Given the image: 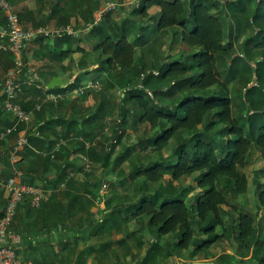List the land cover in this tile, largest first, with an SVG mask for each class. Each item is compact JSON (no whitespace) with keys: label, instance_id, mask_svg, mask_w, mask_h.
<instances>
[{"label":"trees","instance_id":"obj_1","mask_svg":"<svg viewBox=\"0 0 264 264\" xmlns=\"http://www.w3.org/2000/svg\"><path fill=\"white\" fill-rule=\"evenodd\" d=\"M153 6L159 11L150 15L148 10ZM147 18L154 21L152 26L145 21ZM102 21L92 29L106 34L95 49L104 48L112 54L102 61L101 71L111 72L116 64L128 67L134 59L135 48L143 47L152 52V37H155L154 43L163 32L173 31L174 40L196 49L182 53L181 59L176 57L166 63L167 56L158 58L151 69L140 61L138 77H142L140 84L143 86L121 81L125 90H122L124 96L119 95L118 104L106 93L112 85L113 74L109 73L105 79H94L101 81L103 87L97 91L99 100L92 112L79 117L38 119L27 132L28 143L20 152L21 160L15 167L23 171L26 183L50 190V196L36 207L31 204V196L26 195L18 203L10 230L19 234L23 242L29 238L33 242L40 236L20 227L32 230L30 219L36 222L41 219L47 232L42 238L47 241L49 230L59 225L63 227L74 207L83 209L84 202L86 207L88 204L94 206L102 178L90 179L94 172L87 173L89 177L85 179L92 180V188L82 192L75 185L76 177L70 174L75 167L74 158L88 156L103 170L120 167L128 159L130 148L121 156H114V153L125 135L124 125L133 114L138 115V123L149 122L160 129L142 142L140 148L146 151L152 146L161 155L149 165L151 168L134 167L131 179L144 176L145 185L134 203L124 202L126 216L122 217L121 208L116 210L109 200L105 210H100L105 214L101 219L95 217L96 213L91 214L92 237L103 233L104 228L118 231L130 218L149 216L147 226L155 237L174 234L177 241L168 240L167 250L157 239L149 242L143 264H154L165 251L173 256L177 250L190 247L189 261L192 262L197 254L223 240L237 244L239 262L248 264L246 258L252 253L254 264H264V239L259 238L254 217L237 211L236 206H231L230 212L223 207L230 205V198L236 199L248 191L250 182L243 168L252 163L254 151H260L264 159V0H227L226 3L219 0H138L116 29ZM134 35L136 39L129 40L128 37ZM81 85L75 79L74 83L53 91L66 96ZM162 94L170 95L171 102L163 103ZM34 104L32 102L31 107ZM21 108L30 110L25 106ZM116 108H119L115 117L117 123L108 134L105 119L115 115ZM34 110L37 115L41 112L36 105ZM6 123L12 126L14 121ZM21 129L23 126L19 125L8 138L0 141V147H6L0 156L3 178L13 176L10 155L14 144L9 146L8 143L9 139L16 142ZM60 139L67 144L55 151ZM96 140L95 145L86 147L87 142ZM170 145L173 150L164 156L163 149ZM42 151L48 155L43 156ZM53 168L56 174L50 177L48 172ZM262 171L264 168L253 172L252 184L259 206L264 208V180L259 176ZM120 173L126 172L121 170ZM165 174H171L172 180L151 191L147 183L160 182ZM191 175H195L201 191L194 196L195 203L188 205L183 196L193 188H179L175 181ZM4 194L0 189V217L4 215L8 200ZM110 207L113 210L106 212ZM234 210L238 212L235 217L231 214ZM94 250L91 246L78 254L83 256ZM234 257L235 254L223 253L214 262L234 264Z\"/></svg>","mask_w":264,"mask_h":264},{"label":"crops","instance_id":"obj_2","mask_svg":"<svg viewBox=\"0 0 264 264\" xmlns=\"http://www.w3.org/2000/svg\"><path fill=\"white\" fill-rule=\"evenodd\" d=\"M8 1L11 4V9L18 14L21 26L24 29H34L40 26H48L50 28L73 26L76 29L75 35L65 34L56 38L44 36L37 37L26 42L19 53L0 52V78L4 77L11 68L16 70V78L21 82L22 90L17 94L15 102L22 107L25 106L27 109H30L27 111L30 114L29 122L25 125L21 124L23 126L22 132H26V134L28 130L32 128L33 124L37 123L38 119L47 121L50 118H54L55 120L62 116L79 117L83 116L84 113H90L94 110L99 100L97 92L87 93L81 96L72 92L68 93L63 98L58 99H52L49 97V95L56 94L53 90L66 87L68 84L74 83L75 79H78L80 84L83 85L91 79H105L109 73H112V85L109 91L111 97H113L118 104L120 98L119 95L121 94L124 96V93H121V91L125 90L122 88L123 86L120 85L121 81L125 82L127 85L138 83L139 86H143L140 84L142 77H138V63L140 61L147 64L151 69L154 65L153 62L163 56L168 57V60H166L165 63L173 60H170V58L175 59L176 57H179L181 59L180 55L182 54V50L176 54L167 53L165 55L157 48L155 51L153 48V51L151 52L145 51V48L143 49V47H138L134 49L137 59L134 56V59L128 67L124 68L123 65L116 64V69L111 72L99 70L102 61L112 54V51H105L104 48L95 49L96 44L100 42L102 36L103 38L106 36V34L101 32L100 29L92 30L99 24V22H101V20L94 25L91 30L87 32H83L82 30L88 24L93 22L97 12L103 5L110 1L118 2L120 3V6L110 12V14L104 16L103 21L107 25L113 26L114 28L117 27L116 25L121 24L122 19L127 16V12L136 7L138 0ZM158 11L159 8L156 6H153L148 10L150 15H154ZM145 21L149 23L150 20L147 18ZM153 22H150L149 24H152ZM5 25L6 12L0 9V29ZM165 34L167 35V33L163 32L160 37L162 38ZM128 38L132 41L133 39H136V36L134 35ZM154 40L155 37H152L151 41ZM6 42H8V40H6ZM180 43L182 44V42ZM187 48L189 47L186 45V49ZM16 61L21 62V65L18 68H16ZM164 88H162V90ZM106 93L110 96L107 91ZM160 99L163 100V103H169L171 102L172 97L170 95L162 94ZM4 100V92L0 86V121H2L3 126H7L6 121H15V118H12L13 116L10 115V113L4 111ZM59 100L61 102L60 107V102L56 104ZM32 102H35L34 106L36 105L37 109L41 108L40 114L37 115L34 112V106L31 107ZM118 109L119 108H116V111L114 112L115 115L112 114V116H109L114 118L115 123H117L115 117L118 116ZM136 113L137 112H135V114ZM136 116L137 115L133 114L129 116L126 125H124L125 135L116 148L119 151L114 153V156H121L124 154L126 148H130L128 159L121 164V167H125V169H134L136 166H139L142 169L147 168L156 160L152 159V162H145V159L138 161L140 157L139 152L141 149V143H144L145 140L151 138L160 129L152 127L149 122L138 123L136 121ZM108 118L105 119V123H107L106 120H108ZM36 130L37 129H35L34 132H36ZM139 130H143L142 134H138ZM9 141V146L13 144L15 146V140L9 139ZM14 146L10 155V161L14 169L13 176L15 175V177L19 179V176L21 175V180L24 181L23 171L15 167L16 163L21 160L20 152L22 149H20L21 151L13 157ZM150 147L152 150V146ZM5 149L6 147L4 146L0 147V156L4 154L3 152H5ZM170 150H173L172 145ZM165 156H167V154H165ZM74 159L76 163L74 170H72L71 173L74 172V176L76 177L75 185L77 188H80L82 192L86 193V189L89 188V190H91L90 187L92 188V180L85 179L89 177V175L83 171L81 155ZM98 165L99 164L95 165L96 167L93 173V178L90 177V179L99 178V175L105 174V170ZM151 167L152 165L148 168ZM119 169L120 168H118V170ZM17 173L19 175H17ZM126 173H128L127 177L122 178L121 180H118L115 176L113 179L108 180L111 183L109 196L107 195L106 197V201L109 200L112 205L118 206L114 207L116 210L121 208L120 214H122V217L126 216V207L123 205L124 202L132 203L136 201L144 190L142 187L143 184L145 185L144 179L142 182L138 179L133 180L130 177V171ZM55 174L56 170L54 168L48 172L50 177H54ZM167 179L169 181L172 180L171 174H169ZM179 180L175 181L176 185L179 183ZM83 198L85 199V197ZM105 204L107 205V203ZM0 209H2L1 205ZM99 209H101V207L97 203L92 207L88 204L86 207L85 202L83 209L74 207L72 212H70L71 215L68 218V222L63 227L59 225L58 227L49 230L47 241L42 238V236H47V232L44 229L45 227H42L41 219L38 222L34 219H30L32 230H26L24 227H20V229H24L25 231L31 234L34 233L40 237H38V240H33V242L31 238L27 239L26 242H23L21 239L19 248L21 258L24 260H30L33 264H143V257L148 250L147 244L149 245L147 239L143 238V235H147L145 234V230H149V227L147 226L149 216H143L141 218L145 222L144 228H135L137 226L136 219H139L136 218L133 219L134 227L131 230H127L124 227L126 225L122 226L118 231H108L104 228L103 233L100 232L98 236L92 237L93 216L91 214L96 213L95 217L98 216L101 219L103 214H100ZM111 210H113V207L107 208L106 212H110ZM120 214H118V217H120ZM53 220L57 222L58 218L53 217ZM129 224L130 222L127 225ZM141 229L143 230L141 231ZM135 231L139 232H137L136 235H132ZM31 234L30 236H32ZM131 236L132 238H130ZM48 240L51 241L48 242ZM91 246L95 247L93 252H86L87 254H84L83 256L78 254V252L85 251ZM159 258L160 255L154 264L159 263ZM180 262L182 261L180 260L177 264Z\"/></svg>","mask_w":264,"mask_h":264},{"label":"built area","instance_id":"obj_3","mask_svg":"<svg viewBox=\"0 0 264 264\" xmlns=\"http://www.w3.org/2000/svg\"><path fill=\"white\" fill-rule=\"evenodd\" d=\"M222 3H226L227 0H219ZM120 3L115 1L107 2L97 12L95 19L92 23L88 24L82 31L87 32L96 25L104 16L114 11L119 7ZM0 9L6 12V25L0 29V52L19 53L26 42L31 41L37 37H50L56 38L65 34L75 35L76 29L73 26H61L57 28H50L48 26H40L34 29H24L21 26L20 19L17 13L11 9V4L8 0H0ZM5 40V42H4ZM8 40V42H6ZM21 65L20 61H16V68ZM0 86L4 92L5 104L4 111L10 113L12 118H15L12 126H3L0 121V141L8 138L19 125H25L29 122L30 114L21 108L15 100L17 94L22 90V84L16 78V70L11 68L4 77L0 78ZM102 89V83L97 80H89L87 84H83L75 88L72 92L78 95H84L87 91H100ZM70 92V93H72ZM65 94L49 95L52 99L63 98ZM113 117H109L106 123V132L109 134L111 127L115 124ZM113 122V123H112ZM36 135L38 131L34 132ZM119 133L121 131L119 130ZM82 139V138H81ZM100 138H97L99 140ZM95 142H87L86 147L95 145ZM116 142V140H113ZM111 142V141H110ZM28 143V137L26 132H22V129L18 131V137L15 142L13 157L23 149ZM67 141L64 139L58 140L56 143L55 151H58L61 147L65 146ZM110 150V147H108ZM54 151V152H55ZM43 156L48 155L47 152H40ZM82 164L86 173H92L95 171V163L85 155H81ZM71 176L74 172L70 173ZM17 175H19L17 173ZM17 177L11 176L3 178L0 175V189L5 192L7 197V203L4 210V215L0 217V264H33L30 260H24L19 254V248L21 243V237L19 234L13 233L10 230V225L14 219L18 203L26 196H31V204L33 206H39L41 202L48 200L50 196V190L44 189L40 186L30 185ZM65 185L64 183L62 184ZM110 191L109 181L103 180L99 189V197L97 204L101 207L99 210H105L106 197Z\"/></svg>","mask_w":264,"mask_h":264},{"label":"rangeland","instance_id":"obj_4","mask_svg":"<svg viewBox=\"0 0 264 264\" xmlns=\"http://www.w3.org/2000/svg\"><path fill=\"white\" fill-rule=\"evenodd\" d=\"M170 1H173V0H170ZM150 22H153V20H150L149 23ZM149 25H152V24H149ZM172 32L173 31H168V32H166L167 35L165 34L162 38L159 37L158 41H156L154 43H153V41L150 42L151 44H153L155 46V47H153L154 51L157 48L159 51H161V53H164L166 55L167 53L176 54L177 52L182 50L181 52L183 54L184 53L188 54L190 51L196 49V48H194V49L187 48L186 49V45L184 43L181 44L180 40H174L172 38ZM159 35H160V33L157 34V36H159ZM170 41H172V42H170ZM169 42H170V45H169ZM135 58H136V55H135ZM171 59L174 60V58H170V60ZM120 79H121V77H120ZM87 83H88V81L85 82L84 84H87ZM107 92L110 94L109 90H107ZM142 132H143V130H141V131L139 130L138 134H142ZM173 142H174V140H171V143H173ZM170 147H171V145L168 146V147H165L163 149L162 154L164 156H165V154H167V156L170 154V151H171ZM117 151H119V150L116 149L115 152H117ZM160 155L161 154L159 153V151H157V149H152L151 150L149 148L146 151H143V149H140V152H139V156L140 157H139L138 161L145 159V162H152L153 161L152 159L158 160L160 158ZM262 158H263V156L260 153V151H258V150L254 151L252 163L247 164L243 168V171L245 172V174L249 178V182H250L249 183V187H248V191L245 194L239 196L236 199L235 198H230V205H228V206L224 205L223 207L225 209L229 210V212H230V209H232L230 207L231 206H236L237 209H238L237 211L245 212V213H248L249 215H252L254 217L255 221H256V226H257V228L259 230V234H258L259 238L264 239V208L259 206L257 191L255 189L254 184H252V182H251V178L253 177V172L257 168L261 169V167L262 168L264 167V161H263ZM118 168H120L119 169L120 171L118 170ZM121 170H124L126 172L130 171V173H129L130 177H133V174H134L133 168H131V169L126 168L125 169V167H121V166L120 167H116L115 169L111 168V169H108L107 171L105 170V174H102V175H99V176L102 178V181L103 180H107L108 181L110 179H113L114 176L117 177L118 180L120 178L121 179L122 178H126L128 173L121 174L120 173ZM165 176L168 177L169 174H165L163 180L160 181V182H157V183L148 182L147 183L148 186L150 185L151 191L152 190L154 191V189H156L159 185L164 184L165 182L169 181L167 179V177H165ZM259 176L261 177L262 180H264V171H262ZM194 177H195V175H191L189 177L185 176V177L181 178L179 180V183L177 184L179 188H182V187L193 188V190L185 193L184 196H183V199L186 201V203L188 205H192V204L195 203L194 196L201 191V189H199L197 187V183L194 180ZM144 178H145L144 176H139L136 179L141 180V182H142V180ZM110 183L111 182H109V184ZM126 189H128V188H126ZM108 196H109V194H108ZM134 202H132V203H134ZM115 207H118V206H115ZM237 211L236 210L231 211V214L235 217L238 214ZM103 215H105V214L103 213ZM133 219L134 218H130V220H129L130 224L129 225H127L129 222L127 224H125L126 226H124V227L127 230H131L134 227V220ZM136 221H137L136 222L137 226L135 228H144L145 227V222L141 218L136 219ZM142 230L143 229H141V231ZM137 232H139V231H135L132 235H136ZM145 234H147V235L146 236L143 235V238L147 239L148 243L157 239L156 241H158L160 244H162L164 250L165 249L167 250L169 248V246H170V243L169 244L167 243L168 240L172 241V242H174V240L177 241V239H175L174 234H169V235H165V236H161V237L157 238L148 229L145 230ZM130 238H132V236ZM147 246L149 247L148 244H147ZM237 247L238 246H237V244L234 241H232V240H223V241H220L219 243H216L214 246H212L207 251L197 254L194 257V259H195L194 261L200 260V261L205 262V264H209L210 262H214L220 256V254L230 253V254H235L234 260L232 262V263L235 264V263H238L239 260H240L239 254L237 252ZM191 252H192V247H190L189 249H184V250H179V251L177 250V252H175V255H173V256L167 255L166 251H165L163 254H160V258H159L160 261L157 264H177L180 260L181 261H189V259L191 257ZM246 259H248V264H254V262H255L253 260L252 253H249V255L247 256ZM239 264H243V262L240 261Z\"/></svg>","mask_w":264,"mask_h":264},{"label":"water","instance_id":"obj_5","mask_svg":"<svg viewBox=\"0 0 264 264\" xmlns=\"http://www.w3.org/2000/svg\"><path fill=\"white\" fill-rule=\"evenodd\" d=\"M179 264H205L203 261L200 260H196V261H192V262H180ZM211 264H215V262H211Z\"/></svg>","mask_w":264,"mask_h":264},{"label":"flooded vegetation","instance_id":"obj_6","mask_svg":"<svg viewBox=\"0 0 264 264\" xmlns=\"http://www.w3.org/2000/svg\"><path fill=\"white\" fill-rule=\"evenodd\" d=\"M205 263V262H204Z\"/></svg>","mask_w":264,"mask_h":264}]
</instances>
